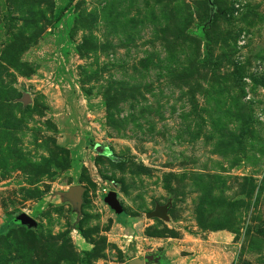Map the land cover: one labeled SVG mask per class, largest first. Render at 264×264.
<instances>
[{
    "label": "rangeland",
    "instance_id": "1",
    "mask_svg": "<svg viewBox=\"0 0 264 264\" xmlns=\"http://www.w3.org/2000/svg\"><path fill=\"white\" fill-rule=\"evenodd\" d=\"M135 259L264 264V0H0V264Z\"/></svg>",
    "mask_w": 264,
    "mask_h": 264
},
{
    "label": "water",
    "instance_id": "2",
    "mask_svg": "<svg viewBox=\"0 0 264 264\" xmlns=\"http://www.w3.org/2000/svg\"><path fill=\"white\" fill-rule=\"evenodd\" d=\"M100 149V148H98ZM77 188H72V190H75ZM105 202L116 211V213L121 214L123 212V209L121 208L115 192H110L107 197L105 198ZM164 215V209H158L154 211L153 213L148 214L147 216L149 218L156 217V216H163ZM21 222L23 224H34V220L30 217L24 216L21 218ZM153 257L150 256L148 259H152ZM129 264H142V261L139 259H135L129 262Z\"/></svg>",
    "mask_w": 264,
    "mask_h": 264
},
{
    "label": "trees",
    "instance_id": "3",
    "mask_svg": "<svg viewBox=\"0 0 264 264\" xmlns=\"http://www.w3.org/2000/svg\"><path fill=\"white\" fill-rule=\"evenodd\" d=\"M123 219V218H122ZM122 219L119 217V220L122 221ZM123 222V221H122Z\"/></svg>",
    "mask_w": 264,
    "mask_h": 264
},
{
    "label": "crops",
    "instance_id": "4",
    "mask_svg": "<svg viewBox=\"0 0 264 264\" xmlns=\"http://www.w3.org/2000/svg\"><path fill=\"white\" fill-rule=\"evenodd\" d=\"M124 220V219H123Z\"/></svg>",
    "mask_w": 264,
    "mask_h": 264
}]
</instances>
